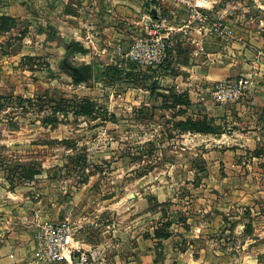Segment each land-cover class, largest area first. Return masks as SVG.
Listing matches in <instances>:
<instances>
[{
	"label": "rangeland",
	"instance_id": "obj_1",
	"mask_svg": "<svg viewBox=\"0 0 264 264\" xmlns=\"http://www.w3.org/2000/svg\"><path fill=\"white\" fill-rule=\"evenodd\" d=\"M80 20L71 61L136 81L62 72ZM156 20L166 57L138 65ZM0 264H264V0H0Z\"/></svg>",
	"mask_w": 264,
	"mask_h": 264
},
{
	"label": "built area",
	"instance_id": "obj_2",
	"mask_svg": "<svg viewBox=\"0 0 264 264\" xmlns=\"http://www.w3.org/2000/svg\"><path fill=\"white\" fill-rule=\"evenodd\" d=\"M198 18L201 15L197 13ZM162 22L153 21L145 30V37L139 38L132 43L128 59L141 66H156L166 57V45L162 41L160 34ZM126 55V57H127ZM118 67L125 68L124 62L115 61ZM243 87V82L239 81V88ZM53 239L48 243L47 253L50 257H61L63 252L69 251L71 237L66 223H61L52 235Z\"/></svg>",
	"mask_w": 264,
	"mask_h": 264
},
{
	"label": "trees",
	"instance_id": "obj_3",
	"mask_svg": "<svg viewBox=\"0 0 264 264\" xmlns=\"http://www.w3.org/2000/svg\"><path fill=\"white\" fill-rule=\"evenodd\" d=\"M137 73L138 72H135L134 68L131 67L120 68L116 64L112 63L101 65L96 64L93 79L102 83H115L130 78L136 81L137 78H135V76ZM22 101L28 103L32 102L30 99H23ZM82 112L85 113L86 110H83ZM210 123L211 120L206 118L197 119L191 116H186L184 119L176 122V127L184 132L212 133L215 131V128L210 126ZM26 171L27 172H24L27 174H35L39 172V170H35L33 168H28ZM168 236L169 234L165 233L162 237L167 238Z\"/></svg>",
	"mask_w": 264,
	"mask_h": 264
},
{
	"label": "water",
	"instance_id": "obj_4",
	"mask_svg": "<svg viewBox=\"0 0 264 264\" xmlns=\"http://www.w3.org/2000/svg\"><path fill=\"white\" fill-rule=\"evenodd\" d=\"M56 42H61L63 57L59 68L76 83H86L93 79L94 69L91 62L75 64L71 61L73 55H85L90 52L89 46L79 39L70 38L66 40L62 36L53 37Z\"/></svg>",
	"mask_w": 264,
	"mask_h": 264
},
{
	"label": "crops",
	"instance_id": "obj_5",
	"mask_svg": "<svg viewBox=\"0 0 264 264\" xmlns=\"http://www.w3.org/2000/svg\"><path fill=\"white\" fill-rule=\"evenodd\" d=\"M87 22L86 23H82V20H80L78 23H73L72 21H67L65 23V25L63 26V28L65 29V31L63 32V34L65 36H67L68 38H74V39H79V40H84L83 36H84V29L81 28L83 26H87ZM98 28V33L99 32H104L105 33V29L100 26L97 27ZM85 42V41H83Z\"/></svg>",
	"mask_w": 264,
	"mask_h": 264
}]
</instances>
